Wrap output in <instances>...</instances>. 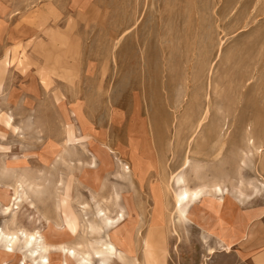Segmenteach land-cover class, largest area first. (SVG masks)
Listing matches in <instances>:
<instances>
[{
	"label": "rangeland",
	"instance_id": "rangeland-1",
	"mask_svg": "<svg viewBox=\"0 0 264 264\" xmlns=\"http://www.w3.org/2000/svg\"><path fill=\"white\" fill-rule=\"evenodd\" d=\"M188 149L207 154L190 151V184L222 182L201 209L264 210V0H0V232L18 231L0 264H77L54 245L105 241L121 259L103 264L211 263L227 244L210 246L195 202L185 220L172 208ZM29 232L53 247L30 254Z\"/></svg>",
	"mask_w": 264,
	"mask_h": 264
},
{
	"label": "bare ground",
	"instance_id": "bare-ground-1",
	"mask_svg": "<svg viewBox=\"0 0 264 264\" xmlns=\"http://www.w3.org/2000/svg\"><path fill=\"white\" fill-rule=\"evenodd\" d=\"M210 68H211V65H210ZM208 111H209V108L207 106L201 113L200 117L196 119V123L193 122L195 123V125L193 124L195 126L193 133L202 124V121L207 117ZM192 140H193V135L190 137L188 146H191ZM246 142H247V145L254 148L257 153L261 152L262 147L257 144L256 146L253 143V139L251 140L249 138ZM190 151H193V150L188 149V151L186 152L184 156L180 169L178 170V172L172 173L170 175V179L168 183L173 193L172 194L173 196L172 197L173 198L172 208L174 209V211L178 214V216L181 219H186V213H187L189 206L195 201H198L199 199H201L206 194L210 195V193L213 192L216 195H220L222 193V182L217 179L201 178L200 180L201 182L197 184H192V183L190 184L188 180L185 178V176L182 175V171L185 170L184 168L187 167V165L189 164L190 153H191ZM195 153L197 155H201L202 157L207 156V154H205L203 151L201 152V150H196ZM173 185H176V189H173ZM97 215H99L101 220L105 224L107 223L110 227V226L116 225L117 223H120L123 220L124 211L122 207H119V209L113 216H109L106 214L105 210L102 207H99L97 209ZM35 234L36 233H31V232L24 234L23 243L25 244V246L31 244L32 240H35V243H33L34 245L29 247L30 254H37L39 252V247L42 250L43 249L46 250L48 247L49 248L53 247V245H49L45 243L44 244L42 243L41 245L39 242L37 243V238ZM39 237L41 236L39 235ZM17 240H18L17 230H14L12 232H6V231L0 232V242L3 243V246L6 252H10L13 249V245L15 242H17ZM98 244L92 248L93 249L92 252L87 250L88 249L87 246H89V244L88 245L85 244V246L87 247L86 250H84L83 248L77 250L76 249L77 246L83 247L84 245L79 242L75 244V246L74 245L64 246L63 244H58L54 246L63 248V251L66 250L65 257L74 258L77 264H89L91 262L90 260L92 259L91 258L92 255L97 257V261H94V262L92 261L91 264H103L104 261H106L110 257H114V258L117 257L121 259V252L118 251L117 248L110 241H105L103 243H100L99 245ZM38 259L42 264H46L47 256L45 254H39ZM23 263L24 261L22 260L20 264H23Z\"/></svg>",
	"mask_w": 264,
	"mask_h": 264
},
{
	"label": "crops",
	"instance_id": "crops-1",
	"mask_svg": "<svg viewBox=\"0 0 264 264\" xmlns=\"http://www.w3.org/2000/svg\"><path fill=\"white\" fill-rule=\"evenodd\" d=\"M213 201L215 203L214 207H203L201 209L197 205L198 203L195 202L196 206L191 209V218L194 224L207 229V237L213 241L210 246L218 247L224 243L229 247L226 249L220 248L217 253H213L214 255L210 259L211 263L209 262V264H220V259H225V264H252L254 255H258L259 250L264 248L263 246L252 251L257 246L251 247L252 239L256 238L258 232L262 233L259 228H261V217L264 214V210L259 206L250 210L249 207L239 206L241 204L239 202L236 203L238 205L236 206L227 196H223L219 203L216 200ZM257 228L258 232L255 231ZM258 237L261 236L258 235ZM259 242L264 244V241ZM230 247L235 249L231 250ZM222 249L224 252H221Z\"/></svg>",
	"mask_w": 264,
	"mask_h": 264
}]
</instances>
